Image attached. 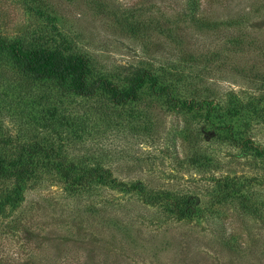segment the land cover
<instances>
[{"label":"rangeland","instance_id":"obj_1","mask_svg":"<svg viewBox=\"0 0 264 264\" xmlns=\"http://www.w3.org/2000/svg\"><path fill=\"white\" fill-rule=\"evenodd\" d=\"M45 1L72 51L91 58L94 77L123 86L120 79L140 66L160 74L179 67L188 77L178 82L182 100L173 107L149 92L122 107L58 82L21 84L11 68L0 74V137L14 149L32 139L55 144L67 161L107 168L117 183H94L91 198L104 217L89 218L55 170L41 173L0 217V264H264V0H108L162 17L164 32L141 37L116 31L94 0ZM192 2L201 6L194 17L202 26L185 18ZM33 20L22 0H0V34L22 37ZM193 93L203 107L183 102ZM38 99L73 127L37 126ZM234 104L246 109L230 113ZM224 178L245 198L233 192L223 200ZM146 193L169 198L153 206ZM172 194L194 198L202 215L167 217Z\"/></svg>","mask_w":264,"mask_h":264},{"label":"trees","instance_id":"obj_2","mask_svg":"<svg viewBox=\"0 0 264 264\" xmlns=\"http://www.w3.org/2000/svg\"><path fill=\"white\" fill-rule=\"evenodd\" d=\"M22 3L34 20L22 37L10 39L0 34V74L5 71L7 74L11 68L14 70L13 73L17 74V81L21 84L58 82L67 90L80 96L104 94L109 101L122 107L139 102V100L144 99L147 92L156 99L165 98L169 106L182 100L177 94L180 92L178 82L188 77L184 69L181 70L178 67L176 71H173L166 67L160 74L151 72L150 69L144 66L135 67L129 75H125L120 79L125 82L123 86L109 81L105 75L94 77L91 58L83 53L72 51L67 38L63 37L58 30L56 17L53 16V12L46 1L22 0ZM194 6L201 8L200 4L192 2L191 8L188 7L190 11H186L190 13L188 16L185 15V18L196 20L202 26L204 25L203 22L206 21L203 18L196 19L194 17ZM93 8L99 15L107 16V22L109 21V24L116 31L133 37L145 36L147 33L156 30H159V33L164 32L168 28L165 27L162 17L150 14L151 11L143 10V8L135 11L133 7L122 9L108 0H94ZM24 90L25 92L28 91ZM190 90L193 92L194 89ZM5 97H8L7 93ZM24 97L22 96V98ZM183 102L193 108L197 105L203 107L205 103L198 102L194 98V93L192 98L183 100ZM49 104L47 102V105L44 103L43 106L39 99L35 104H32V108L36 110L37 114L35 120L38 123L37 126L51 128L55 132H59L63 126L73 127V122L69 121L68 116H60L58 108ZM255 105L256 102L251 103L249 107L257 112L258 109ZM23 107L27 108L26 105ZM25 108H23V111H25ZM232 108L230 113L235 112V114L246 109L243 105L235 104ZM130 114L132 117L135 116L133 112ZM210 116L211 112L208 110L206 113L207 120H210ZM226 136L229 139L234 138L231 130L228 131ZM9 144L8 138L0 137V217L8 216L7 213L11 212V209H16L20 205L25 199V191L37 185L41 173L46 176L54 170L64 180L68 191L73 196H77V208L80 209V205L85 203L86 207L83 210L89 218L90 215L95 218L100 215L104 217V214H102L104 210L98 211L91 197L96 191L94 185L96 181L101 182L103 185H110L112 188L117 187L111 170L99 166L77 167L74 163L67 161L65 155H60L55 144H48L41 142V140H28L20 143V146H16L15 149ZM10 180L14 181V185L11 188H5V182ZM218 187L220 190L217 194L223 200L232 196L231 193L233 192L241 198H245V195L241 193L242 189L237 188L228 178L221 180ZM135 188L142 192L144 187L137 186ZM145 196L146 203L153 206L161 205L164 202L162 196L169 198L168 193L155 196L146 193ZM172 196L171 203L167 208L164 207L167 217L173 216L178 220H192L202 215V212L195 209L196 200L194 198L181 195L175 196L174 194ZM105 207L106 204L103 208ZM96 221L97 219L93 220V222ZM21 224L20 218L16 222L14 221V227L16 228Z\"/></svg>","mask_w":264,"mask_h":264}]
</instances>
